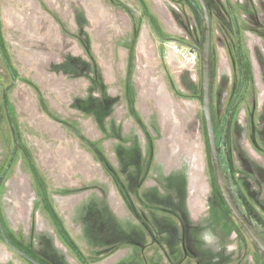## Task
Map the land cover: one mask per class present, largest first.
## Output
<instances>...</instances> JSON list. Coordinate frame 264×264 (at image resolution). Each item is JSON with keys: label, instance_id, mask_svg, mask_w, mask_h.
Returning a JSON list of instances; mask_svg holds the SVG:
<instances>
[{"label": "rangeland", "instance_id": "374dc122", "mask_svg": "<svg viewBox=\"0 0 264 264\" xmlns=\"http://www.w3.org/2000/svg\"><path fill=\"white\" fill-rule=\"evenodd\" d=\"M204 1L225 184L264 239V0ZM198 6L0 0V177L15 149L4 87L20 145L0 220L19 251L39 264H264L217 183L200 55L173 48H202ZM202 224L233 250L202 246ZM0 264L33 263L0 232Z\"/></svg>", "mask_w": 264, "mask_h": 264}, {"label": "water", "instance_id": "95a60500", "mask_svg": "<svg viewBox=\"0 0 264 264\" xmlns=\"http://www.w3.org/2000/svg\"><path fill=\"white\" fill-rule=\"evenodd\" d=\"M201 12H202V17H203V23H204V30H203V35L204 38L203 43H202V49L196 50L194 48H190L191 53H196V51L199 53L201 57V77H202V109L204 113V119H205V124H206V130H207V136H208V142H209V147H210V153L212 157V162L214 166V172L217 183L220 189V192L223 196V199L225 200L228 208L230 209L232 215L236 218V220L240 223V225L243 227V229L246 231V233L249 235V238H251L255 244L263 251L264 253V239L261 237L258 232L251 226L250 223H248V220L246 217L239 212L240 210L236 206L235 202L233 201V198L231 197L223 176L222 172V167L220 163V157H219V148L217 146L216 142V137H215V131H214V126H213V120H212V115H211V108H210V44H211V23H210V16L208 12V8L206 6V3L204 0H198ZM6 94L7 90L5 91V101H6ZM6 107H7V101H6ZM8 119L11 125L12 133L15 139V151L13 154V157L11 159V162L9 164V167L4 174L3 178L1 179L4 181L5 175L8 173L10 167L12 166V163L14 162L15 156L17 154V151L19 149V143L17 140L16 136V131L15 127L13 125V121L11 119L10 114H8ZM2 181H0V186L2 184ZM0 229L2 231V235L8 243L9 247H11L16 253L24 257L26 260L31 261L33 264H39L37 261L33 260L32 258L28 257L21 251H19L17 248H15L14 245L11 244V242L8 240L7 236L4 233L3 227L1 225V220H0Z\"/></svg>", "mask_w": 264, "mask_h": 264}, {"label": "clouds", "instance_id": "9594fccd", "mask_svg": "<svg viewBox=\"0 0 264 264\" xmlns=\"http://www.w3.org/2000/svg\"><path fill=\"white\" fill-rule=\"evenodd\" d=\"M201 231L197 234V240L205 248L211 249L213 252L218 253L224 251L225 254L230 253L233 250L232 245L226 247L220 246V238L216 235L212 228L206 227L203 224L200 225ZM218 257H214V260H218Z\"/></svg>", "mask_w": 264, "mask_h": 264}, {"label": "trees", "instance_id": "16d2710c", "mask_svg": "<svg viewBox=\"0 0 264 264\" xmlns=\"http://www.w3.org/2000/svg\"><path fill=\"white\" fill-rule=\"evenodd\" d=\"M198 11H199V13H201L200 15H201V17H202V12H201V8H200V6H198ZM202 23H203V17H202ZM203 26H204V23H203ZM235 27H236V32H237V34H238V37H239V33H238V29H237V26H236V24H235ZM204 30V29H203ZM203 43V42H202ZM238 44H239V49L241 50V40H239L238 41ZM202 49V48H201ZM200 61H201V57H200ZM9 71H10V73L12 72V70H11V68H9ZM4 89V91H3V102H4V108H5V114L7 115V119H8V114H10V116H11V119H12V121H13V118H12V113H11V108H10V104H9V99H8V92H9V89L7 88V87H4L3 88ZM7 90V94H6V101H7V107H6V101H5V91ZM210 108H211V99H210ZM211 115H212V111H211ZM213 120V119H212ZM8 122H9V119H8ZM9 125H10V122H9ZM13 125H14V121H13ZM214 126V125H213ZM14 127H15V125H14ZM10 129H11V125H10ZM15 131H16V128H15ZM214 131H215V129H214ZM11 133H12V129H11ZM12 136H13V133H12ZM16 136H17V140H18V135H17V131H16ZM215 137H216V134H215ZM13 139H14V136H13ZM216 142H217V138H216ZM14 143H15V139H14ZM18 143H19V140H18ZM20 146V145H19ZM217 146H218V148H219V144L217 143ZM19 150V149H18ZM14 151H15V149H14ZM18 152V151H17ZM13 154H14V152H13ZM12 157H13V155H12ZM12 157H11V159H12ZM11 159H10V162H11ZM15 160V159H14ZM10 162H9V164H10ZM9 164L7 165V167H6V169H5V171L3 172V174L1 175V177H0V181H2L1 179L3 178V176H4V174L6 173V171H7V169H8V167H9ZM13 164V163H12ZM6 176V175H5ZM224 176V175H223ZM5 178V177H4ZM4 180V179H3ZM3 182V181H2ZM230 193V192H229ZM230 195H231V193H230ZM237 206V205H236ZM1 225H2V222H1ZM2 227H3V225H2ZM243 228V227H242ZM0 232H1V234H2V231H1V229H0ZM246 232V231H245ZM3 236V235H2ZM249 236V235H248ZM4 238V237H3ZM5 240V239H4ZM254 242V241H253ZM254 244H255V242H254ZM256 245V244H255ZM257 246V245H256ZM258 247V246H257ZM259 248V247H258ZM260 249V248H259ZM261 250V249H260ZM262 251V250H261ZM263 252V251H262Z\"/></svg>", "mask_w": 264, "mask_h": 264}, {"label": "built area", "instance_id": "2783aa9c", "mask_svg": "<svg viewBox=\"0 0 264 264\" xmlns=\"http://www.w3.org/2000/svg\"><path fill=\"white\" fill-rule=\"evenodd\" d=\"M173 48H174L176 53L184 56L186 60H188L187 58H190L189 60H191V59L194 60L193 54L190 51L188 52L187 49L184 50L185 48L183 49V48H180L178 46H174Z\"/></svg>", "mask_w": 264, "mask_h": 264}, {"label": "flooded vegetation", "instance_id": "af4514ba", "mask_svg": "<svg viewBox=\"0 0 264 264\" xmlns=\"http://www.w3.org/2000/svg\"><path fill=\"white\" fill-rule=\"evenodd\" d=\"M8 244V243H7Z\"/></svg>", "mask_w": 264, "mask_h": 264}]
</instances>
